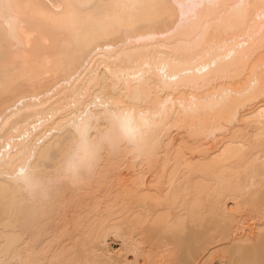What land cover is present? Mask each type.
Segmentation results:
<instances>
[{
	"label": "bare ground",
	"instance_id": "1",
	"mask_svg": "<svg viewBox=\"0 0 264 264\" xmlns=\"http://www.w3.org/2000/svg\"><path fill=\"white\" fill-rule=\"evenodd\" d=\"M0 264H264V0H0Z\"/></svg>",
	"mask_w": 264,
	"mask_h": 264
},
{
	"label": "clouds",
	"instance_id": "2",
	"mask_svg": "<svg viewBox=\"0 0 264 264\" xmlns=\"http://www.w3.org/2000/svg\"><path fill=\"white\" fill-rule=\"evenodd\" d=\"M117 133L119 141L113 140L110 133L94 139L88 137L86 142L78 136L74 137L70 141L64 160L60 165L64 178L74 181L90 175L102 154L105 151L114 150L118 142L128 144L134 150L141 143L140 131L134 137H125L118 131Z\"/></svg>",
	"mask_w": 264,
	"mask_h": 264
}]
</instances>
